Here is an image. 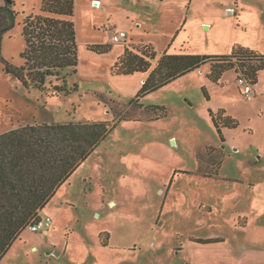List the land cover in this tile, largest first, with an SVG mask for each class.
<instances>
[{
	"label": "rangeland",
	"instance_id": "obj_1",
	"mask_svg": "<svg viewBox=\"0 0 264 264\" xmlns=\"http://www.w3.org/2000/svg\"><path fill=\"white\" fill-rule=\"evenodd\" d=\"M14 1L19 16L6 34L4 54L22 65L20 13L31 12L41 0ZM90 1L75 0L79 65L69 85H77V91L67 96H56L51 89L27 91L3 72L0 63L3 117L27 94L46 105L61 123L104 121L112 129L40 212L52 219L51 228L39 233L25 229L0 264H264V158L259 163L258 151L264 143V97L248 101L242 92L239 76L249 63L227 71L223 88L207 78L211 68L206 65L142 98L143 108L131 103L138 77H111L108 62L113 57L106 59L87 49L106 37L89 30V14L97 13L99 19L104 12L91 10ZM242 3V19L250 23L247 33L231 29L238 27V10L226 15V8L217 2L201 15L214 24H199L190 31L185 39L190 44L184 49L212 56L209 53L231 36L258 42L263 22L256 16L264 11V0ZM91 6L100 9L102 3L95 0ZM121 21L124 18L115 24L117 29ZM183 40L180 37L173 47L181 49ZM260 81L264 86V73ZM148 107H162L168 116L155 120L161 112ZM220 109L239 120L235 129L225 130L226 145L210 115ZM214 147L223 150L224 157ZM197 239L223 243L192 241Z\"/></svg>",
	"mask_w": 264,
	"mask_h": 264
},
{
	"label": "trees",
	"instance_id": "obj_2",
	"mask_svg": "<svg viewBox=\"0 0 264 264\" xmlns=\"http://www.w3.org/2000/svg\"><path fill=\"white\" fill-rule=\"evenodd\" d=\"M15 7L14 0H0V63L4 73L18 79L27 91L51 89L56 96H67L77 91V85H69V77L77 74L79 65L75 0H42L38 13L24 16L21 26L25 48L20 54L23 61L20 66L2 54L3 38L15 28L19 16ZM88 49L104 55L111 52L112 46L92 45ZM135 50L126 48L111 72L113 75L150 72L131 101L141 107L142 98L206 64L211 65L207 78L215 84L238 63H249L244 74L252 79L253 84L257 82L259 72L264 70V56L242 47L234 48L227 56L165 53L154 69L151 61L157 54L153 48L144 46ZM253 61L259 63L251 64ZM206 97L209 100L208 95ZM148 108L161 112L154 117L155 120L168 116L162 107ZM223 114L219 112L215 118L210 112L222 141L221 126L232 129L238 126L236 120L224 118ZM111 130V125L104 121L70 122L28 125L0 134V261ZM220 165L221 162L218 169ZM192 241L201 245L223 243L222 239Z\"/></svg>",
	"mask_w": 264,
	"mask_h": 264
},
{
	"label": "crops",
	"instance_id": "obj_3",
	"mask_svg": "<svg viewBox=\"0 0 264 264\" xmlns=\"http://www.w3.org/2000/svg\"><path fill=\"white\" fill-rule=\"evenodd\" d=\"M93 1L95 0L90 1L89 8L91 10L92 9L102 10L104 12H103L102 18H99V19L96 18L97 13L89 14V17H88L89 30L92 34L98 33L101 35H105L106 37H104L105 39H99V41H96L95 43L88 44L87 49L89 46H92V45H111L112 46L111 52L101 55V56L106 57V59H108L109 57H113L112 61L108 62L109 67H110L109 73L111 77L124 78V79H132L134 77H138L135 91H134L135 93L134 98H135V95L139 92V90L143 86V84L145 83V81L147 80L150 72L149 73H135L132 75H113L111 72V69L116 63V61L118 60V58L123 55L126 48L135 49L140 46H143V47L151 46L157 54L156 60L151 61L152 69H154L157 66L159 59L165 53L171 54V55H192L187 50L184 49L186 45L190 44L189 41L185 42V39L186 40L189 39L188 34L191 35L190 31L193 32V30L197 29L199 24H201V27L206 26V25L211 26L214 24L212 23L213 21L204 20L201 17V15L202 13H204L205 9L208 10L210 9V7L212 8L217 2L221 5L222 8H226V12H225L226 15L227 13L232 14L235 8L238 10L239 15L238 14L236 15L238 16V27L234 28L236 27L235 25L231 26V29H233L235 33H236V29L238 28H241L243 30V33H247L248 26L250 24V23L244 22V20L242 19V13H241V8H243L242 0H216V1L215 0H140L138 2L134 0H126L124 2L121 1L119 3L113 2V1L110 2L109 0H99L102 3V8L100 9H95L91 6V3ZM41 3H42V0L40 4L35 9H33L31 12L21 11L20 15L24 17L30 14L38 13L40 11ZM230 10L232 11L228 12ZM121 18H124V21H121V27L120 29H117L115 27L116 26L115 24L119 22ZM218 19L220 22L223 21V19L220 17ZM256 20L257 22L259 21L263 22L261 25V29L259 31L258 42H255L254 44H252V43H249L248 40L243 36L239 35L240 39H233L231 36L228 40H224L220 42L218 46H216L214 50L211 51L209 54H212V56L213 55L220 56L223 54L228 55L232 53L234 48L242 47L250 51L256 52L257 54L261 56H264V11L259 12L258 16H256ZM99 22L101 23L98 25L97 23ZM119 31H124L128 34L127 46H124L121 44L117 45L111 41L112 34L117 33ZM180 37L184 39L181 49L176 48L175 46L173 47V44L176 43V41ZM6 38L7 36L5 35L2 41V54L4 57H5L4 49H5V39ZM24 48L23 47L21 48V50L19 51L20 54L24 50ZM177 49H179L180 51H176ZM88 51L90 50L88 49ZM172 51H173V54H172ZM94 53L95 52H93V54ZM174 53H178V54H174ZM8 58L11 61H14V59L11 58V56H8ZM20 61L23 62L21 58H20ZM206 65H209L211 68L210 64H206ZM204 66H202L200 69H197L177 79L176 81L184 77H187L196 71H201ZM263 73H264V70L259 72L258 80L256 83L253 84L255 97L252 101H256L259 97H264V86L262 82L260 81V77ZM8 76H11V75H8ZM223 76L220 82L217 84V86H219L220 88L224 87V84L222 83ZM20 97H21V100H20L21 105L18 108L9 110L7 113L4 114V117L0 114V134H4L12 130L28 126V125L36 126V125H42V124H54V123L62 122V121H59L56 117H54L53 112H51L46 105L40 103L39 101L32 100L27 94L21 95ZM208 101H210V99ZM143 108L145 107L143 106ZM219 112H224L223 114L224 118L229 117L233 120H236L239 126V120L234 118L232 115H230L226 109H220L218 113L216 115L213 114V116L217 118L219 115ZM212 122H213V119H212ZM229 129H232V128L221 126V132L223 134L224 141H222L221 139L220 140H221V143L224 145H226L229 142L228 138L225 135V130H229ZM259 145H260V149L258 151L261 154L259 163H263L261 160H263L264 158V143L262 144L260 143ZM214 148L215 150L221 151L222 156L224 157L225 153L223 150L217 147H214ZM239 152H240V149L237 153ZM223 157H222V160H223ZM197 161H198V158H197ZM198 166H199V161H198ZM261 170H262V173L264 174V164H261Z\"/></svg>",
	"mask_w": 264,
	"mask_h": 264
},
{
	"label": "built area",
	"instance_id": "obj_4",
	"mask_svg": "<svg viewBox=\"0 0 264 264\" xmlns=\"http://www.w3.org/2000/svg\"><path fill=\"white\" fill-rule=\"evenodd\" d=\"M111 41L115 44H125L128 41V34L124 31L114 33L112 34ZM239 83L242 87V92L245 98L248 101H252L255 97L252 79L243 73L239 76ZM51 225L52 219L49 216L44 217L40 215L29 224L27 229H29L33 233H39L45 230H49L51 228Z\"/></svg>",
	"mask_w": 264,
	"mask_h": 264
}]
</instances>
